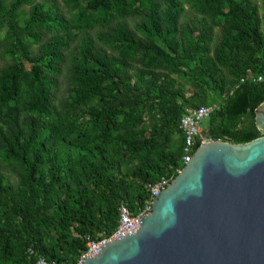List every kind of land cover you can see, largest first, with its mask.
I'll use <instances>...</instances> for the list:
<instances>
[{
    "label": "trees",
    "instance_id": "obj_1",
    "mask_svg": "<svg viewBox=\"0 0 264 264\" xmlns=\"http://www.w3.org/2000/svg\"><path fill=\"white\" fill-rule=\"evenodd\" d=\"M0 58V264H72L137 213L184 166L186 108L217 105L203 139L261 136L256 0H0Z\"/></svg>",
    "mask_w": 264,
    "mask_h": 264
},
{
    "label": "water",
    "instance_id": "obj_2",
    "mask_svg": "<svg viewBox=\"0 0 264 264\" xmlns=\"http://www.w3.org/2000/svg\"><path fill=\"white\" fill-rule=\"evenodd\" d=\"M255 125L249 142H201L136 233L81 264H264V101Z\"/></svg>",
    "mask_w": 264,
    "mask_h": 264
},
{
    "label": "built area",
    "instance_id": "obj_3",
    "mask_svg": "<svg viewBox=\"0 0 264 264\" xmlns=\"http://www.w3.org/2000/svg\"><path fill=\"white\" fill-rule=\"evenodd\" d=\"M252 80L254 82H260L264 84V72L258 75H252L248 71L242 78L244 80ZM217 108L216 104L211 105H200L198 107L186 108L185 113L182 115L179 121V129L181 130L184 137L182 162L184 165L190 161L192 155L196 150V141L201 138V124L207 119L212 112ZM207 139L201 138V142ZM181 169H177V174ZM171 178L161 176L158 180L153 183L146 185L148 191V199L144 205L139 208L137 213H132L125 204H120L118 207V224L116 228L108 235L103 236L99 239L89 240L86 244V250L80 255L76 262L72 264H81L85 257L96 256L100 248L106 245L110 241H114L128 235L135 234L138 230L141 222V218L151 212L152 201L161 190L166 188ZM32 253V251H30ZM34 264H62L58 262H49L42 256H37Z\"/></svg>",
    "mask_w": 264,
    "mask_h": 264
},
{
    "label": "rangeland",
    "instance_id": "obj_4",
    "mask_svg": "<svg viewBox=\"0 0 264 264\" xmlns=\"http://www.w3.org/2000/svg\"><path fill=\"white\" fill-rule=\"evenodd\" d=\"M6 1H7V2H10L11 0H6ZM38 1H40V0H38ZM57 1H59V0H57ZM256 2H257V4L260 6V12H261V13L264 12V10H263V8H262V2H263V0H256ZM29 8H30L29 6H24V7L22 8L23 16H24V17H26V16L28 15V13H29ZM185 9H186L187 14H194V13L190 10L188 4H185ZM217 31H218V30H217ZM2 49H4V48L2 47L1 50H2ZM32 49H33V51H36V50H37V46L33 47ZM11 60H12V59L0 58V67L3 66V65H5V64H7V63H9V62H11ZM177 85H178L179 87H181V88H182L187 94L190 93V91L193 90V88H194L192 85H190V84H188V83H186V82H184V81H182V80H180V79L177 80ZM204 128H205V121H203L202 124H201V129H204ZM174 140H175V141L177 140V136H176V135L174 136Z\"/></svg>",
    "mask_w": 264,
    "mask_h": 264
},
{
    "label": "crops",
    "instance_id": "obj_5",
    "mask_svg": "<svg viewBox=\"0 0 264 264\" xmlns=\"http://www.w3.org/2000/svg\"><path fill=\"white\" fill-rule=\"evenodd\" d=\"M203 130V129H202Z\"/></svg>",
    "mask_w": 264,
    "mask_h": 264
}]
</instances>
